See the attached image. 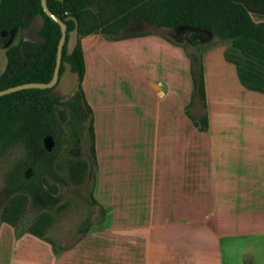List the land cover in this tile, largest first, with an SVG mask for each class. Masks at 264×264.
Returning <instances> with one entry per match:
<instances>
[{
    "label": "crops",
    "instance_id": "obj_1",
    "mask_svg": "<svg viewBox=\"0 0 264 264\" xmlns=\"http://www.w3.org/2000/svg\"><path fill=\"white\" fill-rule=\"evenodd\" d=\"M234 1L248 10L254 22L264 23V0ZM95 35L82 40L85 65V45ZM156 40L179 50L165 38ZM174 53L165 55L161 79H145L146 87L130 88L123 101H107L98 91L95 106L88 97L85 72L82 85L94 116L97 198L110 216L106 227L87 231L78 244L48 245L49 261L41 263H222L223 250L217 246L222 236L195 224L205 218L202 215L209 205L230 203L228 199L238 196L237 192L258 185L254 182L259 181L263 163L264 131L233 132L228 126L248 123L258 128L264 117V94L238 84L211 88L207 53L204 82L210 129L186 131L191 124L184 115V88L178 83V70L167 63L169 56L171 60L179 56ZM137 61L134 56L135 65ZM169 77L177 79L171 83ZM152 92L159 101H172L163 115H154L149 101H140L142 93L152 97ZM250 172L254 174L251 179ZM251 181L255 186L249 185ZM186 222L193 225L186 227ZM32 247L13 245L1 257V264H27L22 254L38 250Z\"/></svg>",
    "mask_w": 264,
    "mask_h": 264
},
{
    "label": "rangeland",
    "instance_id": "obj_2",
    "mask_svg": "<svg viewBox=\"0 0 264 264\" xmlns=\"http://www.w3.org/2000/svg\"><path fill=\"white\" fill-rule=\"evenodd\" d=\"M160 37L167 39L179 50H171L156 40ZM83 38L80 37L81 44ZM91 38L94 39H89L85 45L86 72L88 74L86 89L88 97L95 106L99 92L104 94L107 101H112L115 98L118 101H123L126 99L124 93L131 91L130 88L132 90L137 87L145 88V79L150 80L157 77L161 79L165 55H172L174 52H177L179 56L174 60H171L169 56L167 63L178 70V83L184 88V115L186 123L189 121L191 124L190 127L188 124L186 125V131L194 129L196 132L205 133L210 129L206 100L203 101L194 89L189 54L202 55L203 64L205 55L209 54L206 76L211 88L235 84L243 86L236 67L227 62L224 56V51L230 46V43L220 42L201 29H162L140 20H132L126 29L120 30L117 34L99 33ZM21 40V30L15 29L10 34L8 46L17 45ZM114 42L116 43L110 44ZM134 56L139 60L136 65ZM6 65V51L0 48V75L5 71ZM176 79L177 77L168 78L171 83ZM82 82L80 85L86 93ZM72 96L65 97L64 101ZM140 101H149L154 115H163L167 110V102L172 103L168 99L159 101L154 93L152 97L142 93ZM60 109H66L67 118L62 123L57 153L51 161L52 173L45 176L48 184L56 185L58 189L57 196L60 201L55 208H50L48 203L43 206L29 193L26 195L28 202L22 212L19 215L10 214L14 199L24 196V191L16 190L12 184L13 175L18 167L27 160V154L22 146L7 150L0 148V259L13 245L20 244L22 247L34 246L38 248L34 253L31 251L23 253L22 262L28 264L32 261L37 264H45L41 262L49 261L48 245L62 247L75 245L84 238V234L81 233L82 229L88 227V231H93L106 227L110 211L98 202L97 165L96 168H90L93 177H89L88 173H85L82 175L81 183L73 181L69 175L71 167L85 160L89 155V144L86 141L88 131L83 129L84 137L74 139L70 112L64 106H61ZM205 116L208 119L206 130L202 125V118ZM88 125L89 120L83 122L84 127ZM228 127L233 132L248 131L249 129L250 132H263L264 117L259 119V127L256 129L249 126L248 123L246 125L243 123L231 124ZM78 128L80 130L81 127ZM47 144L50 147L54 146L50 139ZM260 156L263 163L258 173L259 181L254 182L258 185L255 186L252 181L249 182V185L254 184L255 187L237 192L238 196L235 195L233 199H228L230 203L225 204L224 201H220V204L209 205L207 211L202 215L205 218L196 220V227L213 229L217 235L219 234L218 236H222V241L217 240V246H221V250H223L221 264L223 262L224 264H264V153ZM250 169L252 170V168ZM31 173V170L27 172L28 175ZM253 176L254 174L251 172L248 174L250 179ZM93 198L97 204L93 202ZM209 213L210 217H206ZM10 215L12 217L9 218L13 220L14 225L4 219V216ZM192 225L190 222H186V227ZM34 233H39L41 236Z\"/></svg>",
    "mask_w": 264,
    "mask_h": 264
},
{
    "label": "trees",
    "instance_id": "obj_3",
    "mask_svg": "<svg viewBox=\"0 0 264 264\" xmlns=\"http://www.w3.org/2000/svg\"><path fill=\"white\" fill-rule=\"evenodd\" d=\"M47 5L67 25L63 61L70 62L73 70L80 74V84L86 72L85 58L81 42L72 55L67 54L69 33L75 28V22L68 20L69 17L78 20L80 37L117 34L132 20L162 29L204 30L212 38L230 43L224 56L236 67L241 84L250 91L264 94V23L254 22L248 10L234 0H47ZM29 12L32 17L25 22ZM39 14L46 19L41 35L47 42L39 44L21 40L17 45L8 46L11 32L15 29L22 32ZM61 37V26L45 14L42 0H0V48L5 49L7 57L6 69L0 75V91L28 83H50L56 69ZM189 58L194 89L205 101L203 56L189 54ZM63 72L62 65L60 75ZM80 84L72 98L66 101L65 97L46 96L50 89H27L0 97V148L7 150L22 146L27 154V160L13 175V188L24 191V196L14 199L11 215L22 212L29 193L43 206L48 203L50 208H55L59 204L57 186L49 185L45 176L52 173L51 161L57 153L62 123L67 118L66 109L61 110V106L70 112L74 139L84 137L83 129L88 131L89 155L74 164L69 175L77 183L82 182L85 173L93 177L90 168L97 165L93 110ZM86 120L89 125L84 127ZM202 125L204 130L208 128L206 116L202 118ZM49 139L53 141V147L47 144ZM29 170L32 171L30 175L27 174ZM93 202L97 204L94 198ZM11 215L4 216V219L14 225L9 218ZM87 231L88 227L81 233Z\"/></svg>",
    "mask_w": 264,
    "mask_h": 264
},
{
    "label": "water",
    "instance_id": "obj_4",
    "mask_svg": "<svg viewBox=\"0 0 264 264\" xmlns=\"http://www.w3.org/2000/svg\"><path fill=\"white\" fill-rule=\"evenodd\" d=\"M42 6L45 14L52 20L57 22L61 26L62 37L58 45V56L57 64L54 73L53 80L48 83H28L22 84L15 87H11L0 91V97L15 93L27 89H50V92L46 93V96L53 98H63L73 95L79 87L80 84V74L73 70V66L68 61H63V48L67 41V25L58 16L52 13L47 5V0H42ZM32 17L31 12L27 13L25 17V22H28ZM68 20H73L75 22V28L69 33L68 43H67V54L70 56L74 53L80 42L79 35V23L75 17H69ZM46 24V19L44 15H37L31 22L30 25L22 30V40L25 42L32 43H46L47 40L41 35V32ZM6 33H3L5 36ZM212 37V35H210ZM64 66V72L60 75L61 66Z\"/></svg>",
    "mask_w": 264,
    "mask_h": 264
},
{
    "label": "flooded vegetation",
    "instance_id": "obj_5",
    "mask_svg": "<svg viewBox=\"0 0 264 264\" xmlns=\"http://www.w3.org/2000/svg\"><path fill=\"white\" fill-rule=\"evenodd\" d=\"M30 24H31V23H30ZM30 24H29V25H30ZM196 36H197V34H196Z\"/></svg>",
    "mask_w": 264,
    "mask_h": 264
}]
</instances>
